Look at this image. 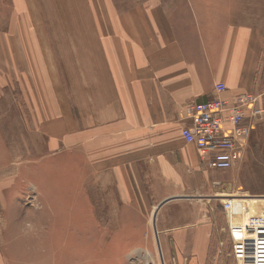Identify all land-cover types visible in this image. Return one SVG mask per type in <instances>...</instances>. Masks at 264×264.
<instances>
[{"label": "crops", "instance_id": "0c3cea01", "mask_svg": "<svg viewBox=\"0 0 264 264\" xmlns=\"http://www.w3.org/2000/svg\"><path fill=\"white\" fill-rule=\"evenodd\" d=\"M90 1L85 28L74 13L54 31L61 52L76 60L69 69L80 113L71 110L69 121L59 114L51 124L45 111L44 118L36 116L43 121L38 126L32 117L25 130L37 145L24 140V152L50 159L77 150L84 162L72 174L85 180L89 222L148 224L150 209V224H165L160 231L171 238L172 252L184 251L181 224L210 223L197 221L201 200L195 194L208 193L193 181L214 171L181 136L184 108L212 99L218 82L227 87L226 100L251 93L264 108V0ZM262 123L264 117L254 121L251 132ZM38 172L37 197H55L56 190H42L41 182L56 172ZM229 174L230 182L236 180ZM160 184L167 191L156 192ZM263 196L243 197L244 218L264 214ZM53 207L47 209L56 212V202ZM209 210L217 223L211 199ZM206 243L202 238L198 245Z\"/></svg>", "mask_w": 264, "mask_h": 264}, {"label": "rangeland", "instance_id": "374dc122", "mask_svg": "<svg viewBox=\"0 0 264 264\" xmlns=\"http://www.w3.org/2000/svg\"><path fill=\"white\" fill-rule=\"evenodd\" d=\"M91 4L90 0H0V264H237L227 218L213 197L264 195V123L250 133L235 167L193 181L205 185L208 193L195 194L201 200L196 201L197 221L210 223L181 224L187 244L175 253L171 238L161 234L165 224H150V209L148 224L89 222L85 180L77 181L72 174L84 162L77 150L74 156L68 152L50 159L43 153L24 152V140L27 146L37 145L25 130L32 126V117L38 126L43 121L36 116L45 111L51 124L59 114L69 121L71 110L80 113L72 93L76 78L71 79L69 69L76 60L61 52L65 50L54 31L74 13L85 28ZM38 171L56 172L52 180L41 182L42 190H56L55 197H37ZM229 171L236 180L230 182ZM229 185L231 189L224 188ZM160 187L155 191H167L164 184ZM210 199L217 208V223L211 222ZM54 202L57 211H49ZM202 238L207 240L205 248L198 245Z\"/></svg>", "mask_w": 264, "mask_h": 264}, {"label": "built area", "instance_id": "2783aa9c", "mask_svg": "<svg viewBox=\"0 0 264 264\" xmlns=\"http://www.w3.org/2000/svg\"><path fill=\"white\" fill-rule=\"evenodd\" d=\"M227 87L214 85L215 96L204 102H190L184 108L187 121L180 130L185 142L193 144L207 170H228L242 159L254 121L264 117L251 93L230 102L222 97ZM243 195L213 197L227 218L232 251L237 264H264V214L249 215ZM241 217L233 219L231 217Z\"/></svg>", "mask_w": 264, "mask_h": 264}]
</instances>
